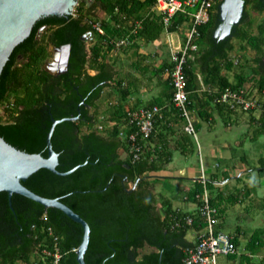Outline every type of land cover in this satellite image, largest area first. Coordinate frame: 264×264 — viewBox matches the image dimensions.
Listing matches in <instances>:
<instances>
[{
  "label": "trees",
  "instance_id": "16d2710c",
  "mask_svg": "<svg viewBox=\"0 0 264 264\" xmlns=\"http://www.w3.org/2000/svg\"><path fill=\"white\" fill-rule=\"evenodd\" d=\"M96 1L100 2L108 17L100 21L105 34H97L90 27L83 11L85 0H77L75 16L39 18L29 35L13 48L0 73V105L6 103L7 112L6 119L0 116V136L17 149L45 157L51 118L77 116L74 121L63 120L56 124L50 141L58 155V171L82 165L66 175L40 168L22 184L38 195L59 198L88 223L89 241L83 256L86 264H183L184 249L193 245L192 240L185 237L187 232L204 227L199 215L203 183L195 181L187 194V199L196 203L195 211L176 212L167 199L160 196L158 200L159 195L153 190L155 179L147 175L163 169L171 161L174 151L169 135L180 133L175 147L179 146L183 153L195 151L194 138L184 130V125L181 131L175 128L179 122L185 124V119L172 103L173 86L170 76L165 74L169 61L164 60L150 71L153 75H166L162 81L164 87L159 96L142 106H127L129 89L123 85V79H117L114 82L116 94L112 95L114 100L106 115L111 124L104 122L102 129L97 128L100 119L96 101L115 74L113 66L104 60L114 48L111 44L104 47L103 40L108 36H123L129 29L127 21L139 20L141 27L131 35L133 43L121 47L122 50L130 46L138 48L139 40L147 43L157 39L163 30L162 25L159 16L151 11L152 0ZM217 8L218 4L209 20L199 26L198 48L191 52L184 68L188 108L205 120L212 117V112L206 109L209 105H213L219 115L224 111H236L214 101L225 89L242 88L246 80L244 73L239 72L236 82L232 83L221 73L222 68L229 70L234 65L227 57V52L233 48L232 37L244 39L255 50L256 65L252 72L258 76V90H264V20L257 25L256 35L241 28V25L250 23L249 10H264L263 0H244L240 21L232 27L231 36L222 40L212 36L218 23ZM177 22L178 18L174 17L169 31L176 29ZM93 35L101 41L87 48L85 37ZM66 44H69L67 70L57 76L47 73L42 63L48 57V46ZM147 67L148 64L136 63L140 70ZM88 68L95 73L89 74ZM203 86L206 87L204 96H199ZM9 94L13 95L12 100ZM260 103L264 106V102ZM153 105L161 107V116L156 117L140 158L132 162L127 139L120 136V131L127 133L130 130L127 111ZM260 113L259 119L263 122L264 112ZM200 124L201 121L194 122L196 131ZM259 132L264 134V127ZM259 160L262 161L258 167L261 171L264 170V157ZM230 178L229 172L223 169L211 173L205 182L209 204L216 209V217L224 212L227 202L241 201L237 193L225 195L223 191L228 188L227 182L222 185L213 183ZM247 193L246 189L244 195ZM186 216L193 218L192 226L183 223ZM54 236L58 238L60 253L57 264H78L73 248L78 247L82 237L79 223L57 208H45L20 194L11 195L10 207L7 192L0 191V264H17L18 261L52 264V258L42 256V250L52 249ZM232 240L238 246L236 235H232ZM262 246L264 239L259 231L254 230L244 251L227 258L239 259L237 264H249L250 254ZM145 247L150 250L140 253ZM259 258L257 264H264V252Z\"/></svg>",
  "mask_w": 264,
  "mask_h": 264
},
{
  "label": "rangeland",
  "instance_id": "374dc122",
  "mask_svg": "<svg viewBox=\"0 0 264 264\" xmlns=\"http://www.w3.org/2000/svg\"><path fill=\"white\" fill-rule=\"evenodd\" d=\"M77 4L78 3L73 7L76 14ZM83 11L90 20L100 22L108 18L100 2L96 0H85ZM249 19V25H241V28L244 27L248 33L256 35L258 32L257 25L264 20V10H249ZM183 32L184 30L171 34L174 46L178 44L180 38L182 39ZM166 40V32L162 30L158 38L153 41L147 43L142 40L137 41L139 44L138 48L130 46L127 47L126 50H122L121 47H113V51H109L104 58L115 70L114 79L108 85L115 90L116 84H114V82L117 79L126 80L129 77V79L132 80L133 75L142 76L143 79L149 78L152 82L161 78V75H153L150 71L166 60L165 50L168 48ZM100 41L97 35L85 37L87 48H90L94 43H99ZM231 43L233 48L227 52V57L234 65L229 70L222 68L221 73L225 74L232 83L236 82L237 73H244L246 80L243 87L248 90L250 95L258 98L260 102H264V90H258V76L252 72V68L256 65L255 50L247 45L244 39L232 37ZM103 46H106L104 40ZM140 48L146 53H138L137 50ZM141 54L145 55V57H142ZM137 62H139L140 65L148 64V69L140 70L136 68ZM19 63H22V61ZM87 72L92 74L89 68ZM111 88H103V96L106 102L107 100H114V96L112 95H114V93L116 94V92ZM205 88L204 86L201 88L199 96H204L203 91ZM9 98L12 100L13 95L9 94ZM100 100H102V98L98 99V101ZM5 105L6 103L0 105V116L3 120L6 119L7 116ZM98 106L103 112L105 111V103H100ZM109 106L111 107L112 105ZM212 106H206V109L212 112L210 120L200 119L196 112L194 110L192 111L193 121H201L200 127L196 131V140L194 139L193 141L195 144V151L187 158H183L179 155L175 156L174 162L181 163L182 160L189 159L196 162L198 168L202 165L205 170H210L212 174L219 173V171L226 168L229 169L232 175L231 178L228 179V183H226L228 188L223 192L226 196L229 193H237L240 195L241 201H237L233 204L227 202L224 212L218 215L217 218L219 219V223H221L219 226L221 231L230 233L231 235H238L239 243L241 244L240 247L242 249L254 230L259 231L261 238L264 239V170H258V167L262 164L259 158L264 157V134L261 132L258 133V131L264 127V121L262 122L259 119L261 114L259 109L252 112L236 110L228 113L224 111L219 115L217 110ZM252 117L254 118L253 121L251 120ZM182 125H184L182 122L178 123V131H181L180 128H183ZM179 134L180 133H176L175 136H168V139L171 141V149L176 146L175 140L180 137ZM211 149H214V151L217 150L218 153L220 151V156L222 157L220 158L218 155L212 156L210 152L212 151ZM174 164L175 163H172L169 168L174 166ZM171 170L172 168L170 171ZM161 173L167 174L169 173V169L161 171ZM219 177L221 176L219 175ZM237 177L241 179L235 180ZM160 188V182H155L153 190L157 196L159 195L158 200H160L161 196L159 194ZM246 189L248 193L244 195ZM238 190H240V193L237 192ZM157 205L160 207V202H158ZM190 236L191 232L188 231L187 237L190 238ZM149 250L150 248L145 247L140 250V253ZM263 252L264 247L262 246L253 253L254 256H252V261H254L255 264L258 263V259H260L259 257ZM217 260L218 264L228 263V260L224 256H219ZM234 261L237 263L239 259ZM17 264L25 263L18 261Z\"/></svg>",
  "mask_w": 264,
  "mask_h": 264
},
{
  "label": "built area",
  "instance_id": "2783aa9c",
  "mask_svg": "<svg viewBox=\"0 0 264 264\" xmlns=\"http://www.w3.org/2000/svg\"><path fill=\"white\" fill-rule=\"evenodd\" d=\"M222 0H152L151 11L159 16V21L166 35L170 37L172 32L184 30L182 39L178 40L177 45H173L172 39H167L169 50V67L165 69V74L171 78L173 93L172 103L184 117V130L193 136L196 140V130L192 118V112L188 108V96L186 90L185 64L191 52L197 50V38L199 37V26L206 23L213 8ZM73 11V12H72ZM71 14L76 15L72 9ZM77 12V11H76ZM174 17L178 18L174 31H169ZM90 27L100 35L105 34L100 22L86 19ZM128 31L121 37L108 36L104 42L113 47L120 48L133 43L131 35L135 34L141 27L139 20L127 21ZM184 28V29H183ZM215 102L224 104L228 108L235 110H256L264 112V106L261 105L258 98L249 94L244 87L237 89H225L214 99ZM161 116V107L153 105L151 107H138L127 111V126L129 132L120 131V136H124L128 142V153L131 161L138 160L145 148V140L151 135L156 117ZM105 124H111L106 117L101 116L97 128L100 130ZM143 141V142H141ZM203 183V193L201 196V205L199 207L200 217L204 223L202 230L198 231L192 240L193 245L184 249L185 256L183 264H218V257H227L232 254H239L238 246L232 240V235L216 228L218 218L217 211L209 204L208 191L205 188L207 178L201 174ZM215 185H222L225 181H213ZM183 223L192 226L193 218L186 216ZM178 225V222L175 223ZM49 233L51 232L48 228ZM57 236L53 237V247L51 250L43 249L42 256H50L52 264H57L60 258L57 247ZM74 251L77 248H73ZM36 264V263H35Z\"/></svg>",
  "mask_w": 264,
  "mask_h": 264
},
{
  "label": "water",
  "instance_id": "95a60500",
  "mask_svg": "<svg viewBox=\"0 0 264 264\" xmlns=\"http://www.w3.org/2000/svg\"><path fill=\"white\" fill-rule=\"evenodd\" d=\"M76 3L77 0H0V73L13 48L29 35L32 26L39 18L68 16ZM243 4L244 0H222L218 4L217 18L219 23L212 32L214 38L222 40L231 36L232 27L241 19ZM62 50L64 63H66L69 55V44L64 45ZM76 118L77 116L51 118V125L46 134L47 155L45 157L39 153H28L17 149L0 136V191L7 192L10 207L11 195L20 194L45 208H57L70 219L79 223L82 226V237L76 250V260L78 264H86L83 256L89 241L90 228L88 223L70 207L62 203L59 198L38 195L22 184V181L40 168L48 169L55 174L66 175L82 165H75L63 172L58 171L56 169L58 155L52 149L50 141L56 124L63 120L74 121Z\"/></svg>",
  "mask_w": 264,
  "mask_h": 264
},
{
  "label": "crops",
  "instance_id": "0c3cea01",
  "mask_svg": "<svg viewBox=\"0 0 264 264\" xmlns=\"http://www.w3.org/2000/svg\"><path fill=\"white\" fill-rule=\"evenodd\" d=\"M172 33H174V32H172ZM167 39H172L171 35H170V37L167 36ZM166 42H167V40H166ZM48 50L51 52H55L53 48H48ZM169 50H170L169 47L166 48V50H165L166 51V61H168V59H169ZM112 51H113V49H112ZM137 51H138V53H146V52H143L141 50V48ZM142 56L145 57V55H142ZM90 70L92 71V74L95 73L94 70H92V69H90ZM161 76L163 78L161 77V78H158L157 80L153 79L154 82L150 81L149 78L143 79L142 76H136V75H133L132 80H130L129 77L126 80L124 79L123 85L128 87V89H129V94L127 95V106L128 107L133 106V105L142 106L143 104H146V103L154 100L157 96H159L163 90V87H164L162 85V81H163V79L166 78V75L164 73ZM104 88H111V86L107 85ZM111 89H113V87ZM113 91H116V89L115 90L113 89ZM103 94H104V89L101 91V95H100V98H102V100L96 101L97 106L100 103L106 104V108H105L104 112L98 106L97 110H98L99 119L101 116L106 117L108 107H109V105L112 104L111 103L112 101L107 100V102H106L104 100ZM92 110H93V107L90 108L91 112H92ZM175 128L177 129V127H175ZM173 136H175V135H173ZM177 139L178 138H176V140ZM176 140H175V142L177 144ZM169 142H171V141L169 140ZM211 150L212 151H210V152H211L212 156L218 155L220 158L222 157V156H220L221 155L220 151L218 153L217 150H215V151H214V149H211ZM173 151L174 152H173L171 161H169L163 169L156 171V172L147 173V175H150L152 177V179H155L154 183L157 181L160 182L161 188H160L159 194L162 197H164V199H167L171 203L172 209H174L176 212H190L191 213V212L195 211L196 203L191 201V200H188L187 194L189 192H191V190L193 189L195 181H201V174H203L206 178H209L211 171L205 170L202 167V165H201V167L198 168L196 165V162L191 161L189 159L188 160L184 159L181 161V163L174 162V157L177 155H179L183 158H187L190 154H193V153H187V152L183 153L181 151V149L179 148V146L177 148L174 146ZM172 163H175V164H174V166H171L172 170L170 171L171 168H169V166ZM168 169H169V173H167V174L161 173V171L168 170ZM227 169L228 168H226V170ZM227 171L229 172V174L231 176L232 174L230 173L229 169ZM237 178L241 179L240 177H237ZM224 181L228 183V180H224ZM220 224L221 223H219V219H218V223L216 225V227L218 229H220L219 228ZM202 229H203V227H199L198 229H197V227L190 229L189 231L191 232V236H190V238H188L187 234H186V236H185L186 239L193 240L195 235L197 234V232L202 230ZM236 236L238 238V235H236ZM238 242H239V239H238ZM240 245L241 244L238 243V249H239V252L241 253L244 251L245 246H244V248L241 249ZM250 255L254 256L253 254H250ZM226 259L228 260L227 264H237L234 260H231L227 257H226ZM249 264H255V263L251 259Z\"/></svg>",
  "mask_w": 264,
  "mask_h": 264
},
{
  "label": "flooded vegetation",
  "instance_id": "af4514ba",
  "mask_svg": "<svg viewBox=\"0 0 264 264\" xmlns=\"http://www.w3.org/2000/svg\"><path fill=\"white\" fill-rule=\"evenodd\" d=\"M218 19V18H217ZM219 23V21H217ZM217 23V24H218ZM48 48H53L55 52H51L48 50V57L49 59H45L42 63V68L49 74L53 76H57L67 70L68 63H64V52L62 48L64 45L61 46H54L49 45ZM59 48V49H57Z\"/></svg>",
  "mask_w": 264,
  "mask_h": 264
}]
</instances>
